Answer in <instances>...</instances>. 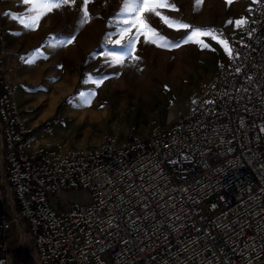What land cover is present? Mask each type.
Returning a JSON list of instances; mask_svg holds the SVG:
<instances>
[{
	"label": "built area",
	"instance_id": "2783aa9c",
	"mask_svg": "<svg viewBox=\"0 0 264 264\" xmlns=\"http://www.w3.org/2000/svg\"><path fill=\"white\" fill-rule=\"evenodd\" d=\"M251 2L243 43L216 28L230 59L189 111L81 148L56 138L60 118L24 120L0 9V264L17 238L38 264H264V0ZM73 190L91 202L52 205Z\"/></svg>",
	"mask_w": 264,
	"mask_h": 264
},
{
	"label": "rangeland",
	"instance_id": "374dc122",
	"mask_svg": "<svg viewBox=\"0 0 264 264\" xmlns=\"http://www.w3.org/2000/svg\"><path fill=\"white\" fill-rule=\"evenodd\" d=\"M168 2L174 3L179 11L158 9L162 15L191 28L215 30L218 39L204 35L199 38L202 43L194 42L195 38L183 43L191 28L169 27L160 17H154L159 23L149 20V24L159 35H140L132 58H127V49L122 45L128 37L136 35V29L132 28L121 39V30L128 27L124 23L128 17L122 15L124 0H89L86 22L80 0L75 3L69 0L45 12L34 27H26L34 15L31 3H15L3 11L6 46L9 45L12 53L5 51L10 58L12 75L17 73L15 77L24 80L31 65L38 74L33 84L23 82L18 88L20 101L17 102L27 124L45 125L60 118L56 138L71 148H81L99 144L106 135H119L124 139L133 128L144 138L151 121L167 126L189 111L191 98L202 85L211 81L218 63L230 59L224 45L218 42L223 39L216 28H223L232 43H243L245 26L254 16L253 5L251 0H232L231 4L226 0H203L199 6L196 0ZM23 4L26 11L19 10ZM236 21L244 23L237 27ZM153 39L156 43L151 42ZM117 40H120L119 45L114 43ZM223 41L230 50V43ZM173 43L179 46H169ZM116 55L124 56L122 64L115 62ZM177 64H181V73L176 81H164L166 68ZM124 78L130 82L129 87L122 86ZM63 81L69 90L61 87ZM130 93L142 96L132 99ZM113 94L124 95L114 100ZM100 95L102 104L93 106V98ZM76 100L88 104L85 108H76L73 106ZM81 110L85 112L80 115L82 119H78L75 112ZM261 130L264 140L263 126ZM70 202L88 204L91 195L85 190H73L51 199L55 207L67 206ZM20 243L17 238L14 263L26 264L19 250ZM24 248L27 264H38L28 239Z\"/></svg>",
	"mask_w": 264,
	"mask_h": 264
},
{
	"label": "snow or ice",
	"instance_id": "6c2138e0",
	"mask_svg": "<svg viewBox=\"0 0 264 264\" xmlns=\"http://www.w3.org/2000/svg\"><path fill=\"white\" fill-rule=\"evenodd\" d=\"M25 3H31L33 6V13L34 15L31 16L30 22L26 23V27H34L36 23L40 20V18L44 15L45 12L51 11L53 8H59L62 4H66L69 0H24ZM83 7L84 12V21L86 22L88 19V10L87 4L89 0H80ZM203 0H196L197 6H199ZM228 4L232 3V0H226ZM72 3H75V0H72ZM161 8H170L174 11H179L175 7L174 3H169L168 0H124V9L122 15H126L128 18L124 20V23L128 25L127 28L121 30L120 37L121 39L124 38L128 33L131 32L132 28L136 29V35L128 37L126 43L122 45L123 48L127 49V58H132V52L134 45L139 40L140 35L147 36L148 34H152L158 36L159 34L156 32V29L152 28L149 24V20H152L154 23H159V21H155L154 17H160L164 23H166L169 27H177V28H184L189 29L191 28L190 25L184 24L179 21H175L170 19L169 17L162 15V13L158 10ZM232 23V21H229ZM244 21H236L237 27H239ZM215 30H202L191 28V31L188 32L184 38L183 43H187L192 41L195 38L194 42L202 43L199 39L201 36L208 35L211 36L212 39H218L217 36L214 34ZM161 40H164V37H159ZM68 43L71 42V38L67 41ZM152 43H156V40H151ZM222 43L225 47V51L231 55V51L227 46V42L220 40L218 41ZM115 44L119 45L120 40L114 42ZM167 43V42H166ZM169 46L178 47V44H170ZM207 47V45H204ZM116 63H123L124 56L123 55H116L115 56ZM99 83V81L97 82Z\"/></svg>",
	"mask_w": 264,
	"mask_h": 264
},
{
	"label": "bare ground",
	"instance_id": "6f19581e",
	"mask_svg": "<svg viewBox=\"0 0 264 264\" xmlns=\"http://www.w3.org/2000/svg\"><path fill=\"white\" fill-rule=\"evenodd\" d=\"M6 52V51H5ZM181 65V64H180ZM180 65L179 64H177L175 67H167L166 68V70L164 71V78H163V80L164 81H168V80H171V81H174L176 78H177V76L181 73V71H180ZM36 78H38V74H37V72H36V67L34 66V65H31L30 67H29V69H28V74L24 77V81H25V83L27 84V85H30V84H33L34 83V81H35V79ZM68 78H69V76H68ZM179 78V77H178ZM65 81H68V79H65ZM176 81V80H175ZM17 82H20V81H17ZM23 83V82H22ZM24 84V83H23ZM122 86H130V82L128 83V80L126 79V78H124L123 79V83H122ZM61 87L62 88H64L66 91L67 90H69V86L67 85V83H65L64 81L61 83ZM61 88V89H62ZM157 89H158V87H157ZM158 90H160V89H158ZM135 91V90H134ZM140 91V90H139ZM138 91V92H139ZM18 92H19V90L17 91V94H16V99H17V95H18ZM69 92V91H68ZM133 92V91H132ZM120 95H124V94H113V95H111L112 96V98L114 99V100H119L120 99ZM129 95V94H128ZM126 96V95H125ZM130 96H132V99L134 98V99H138V98H140L142 95L141 94H139V93H137V94H135V93H130ZM127 97V96H126ZM95 99V100H94ZM103 98L101 97V95L100 96H97V98H93V100H94V102H93V106H95V107H97V106H100L101 104H102V100ZM101 101V102H100ZM88 104V103H87ZM86 104V105H87ZM86 105H85V102L83 103V102H81L80 100H76V101H74V107H76V108H85L86 107ZM20 106V105H19ZM94 107V108H95ZM21 108V107H20ZM70 108V107H69ZM85 110V109H84ZM73 111V110H72ZM74 112V111H73ZM83 112H85V111H82L81 110V112L80 113H77V112H75V117H77L78 119H82V117L80 116L81 115V113H83ZM71 114V113H70ZM76 118V119H77ZM24 247V246H23ZM23 251H24V249H23ZM25 254V253H24Z\"/></svg>",
	"mask_w": 264,
	"mask_h": 264
},
{
	"label": "crops",
	"instance_id": "0c3cea01",
	"mask_svg": "<svg viewBox=\"0 0 264 264\" xmlns=\"http://www.w3.org/2000/svg\"><path fill=\"white\" fill-rule=\"evenodd\" d=\"M20 2H24V0H1V2H0V9L2 10V11H6L7 9H10V7L12 6V4H15V3H20ZM25 4H23L21 7H23ZM24 8V7H23ZM23 8L22 9H19V10H22V11H26V8H24V10H23ZM6 49H8L9 50V45H7L6 46ZM9 53H12V50L10 49L9 50ZM1 63H2V65H3V67L6 69V71H7V73H6V78L10 81V82H12V83H14V82H16V81H20V82H24L25 83V81L23 80V78L22 79H18V78H16L15 77V75L17 74H15V75H12L13 74V72H11V63H10V58H8V56H7V54L6 55H4L2 58H1ZM20 75V74H19ZM23 77V76H22ZM19 78H21V77H19ZM17 97H18V95H17ZM17 101L19 102L20 101V97L17 99ZM22 258H23V260H26V264H27V259H25V257H24V252H23V250H22Z\"/></svg>",
	"mask_w": 264,
	"mask_h": 264
}]
</instances>
